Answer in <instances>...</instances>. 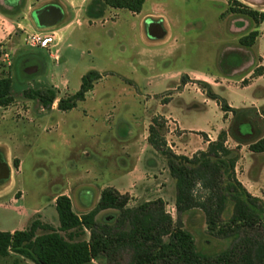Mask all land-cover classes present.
Here are the masks:
<instances>
[{"label":"rangeland","instance_id":"rangeland-1","mask_svg":"<svg viewBox=\"0 0 264 264\" xmlns=\"http://www.w3.org/2000/svg\"><path fill=\"white\" fill-rule=\"evenodd\" d=\"M51 1L59 3L64 8L63 17L55 23V27H63L73 22L68 27L71 28L86 22L82 27L76 28L62 44L56 46L59 49L58 61L51 59L42 49L26 45L25 32L17 28L15 23L17 21H23V24L25 21L33 23L32 11ZM83 1L85 0H79L80 5L76 8L80 10L75 14L65 9L66 0H15L14 8L11 9L7 8L5 0H0V35L4 36V38L0 36V45L9 53L10 59V64H7L0 55V75L12 79L13 101L7 105L8 125L21 121L22 118L17 112V106L21 103H17L24 98H30L25 95L26 90L53 89L56 98H61L77 91L82 75L89 70L98 71L102 78L94 83L93 92L88 94L85 101L78 102L75 108L67 112L54 110L40 123V127H37L40 133L37 142H33L31 150L24 155L19 175L16 174V161L13 159L10 162L14 175H17L16 185L19 186V181L21 182L22 193L15 191L13 188L15 183L11 182L10 178L0 179V190L6 195L0 197V231L21 228L24 224L27 228L36 218L43 223L58 225V220L56 222L54 218L57 214L52 200L59 191L64 190L67 178L69 180L72 172L74 181L71 198L75 211H78L77 207L82 203L79 191L83 188L90 187L93 192H97L102 186L122 188L128 186L129 177L124 173L114 174L111 168L132 165V160L129 161L123 154L119 155L120 159L115 154L106 156L108 152L98 151L95 145H87L90 138L96 136V123L101 125L104 122L111 126L107 135L121 136L123 122L127 123L126 127L128 125L139 130L141 128L139 125L147 120L148 114L157 110L160 112L158 104L168 101L171 94H174L172 100L174 105L193 106L201 102L200 95L191 84H188L182 93L175 94L184 85L181 81L182 76L188 79L189 74L196 73L200 81L208 83L211 87L215 85L219 92L226 87L232 89L237 87L235 90L224 91L235 104H241V99L245 97L257 96L260 92L264 94L262 90L264 76L260 79L255 76L263 67L257 66L260 57L253 50L258 47L260 54H264V21L256 24L244 15L232 13L228 10L230 6L235 5L231 0H146L142 6V13L150 9L155 10L152 19H161L158 18L161 16L166 24L167 34L157 40L150 39L151 36L146 29L147 25L156 23L148 21L142 26V31L139 22L141 16L129 17L127 11L115 17L105 15L100 19L87 18L88 6L99 9L102 4L99 2L94 4L92 1L95 0L84 3ZM238 1L251 9L264 11V0ZM5 11L12 13L13 17L10 19L12 21L1 16ZM10 22L14 26L10 32L14 37V44L6 43L9 34L7 35L3 29L11 27ZM253 29L258 31V35H262L258 38L255 48L240 46V37ZM13 46L17 48L16 51H11ZM171 46L173 50L170 55L165 57L158 55L161 50ZM148 49L150 53L147 52ZM27 54L38 57L31 59L37 61L39 65L37 70L30 71L33 74L31 77H27L24 73L26 70L22 69V58ZM140 54L152 56L150 62L142 63L141 59L145 58ZM238 62L239 65L235 66ZM250 71L253 72L248 78L245 77L241 82L235 83L234 80ZM172 73H178L177 78H169ZM51 74L57 79H52ZM250 79L254 80L251 85L241 88ZM64 80L66 84H63ZM172 86L175 90L170 89ZM35 103L39 102L36 100ZM98 108L103 109L98 113ZM86 111L90 113L85 115ZM194 112L190 109L181 112L183 126H203L204 120ZM105 113L107 120L103 121ZM219 115L220 111L213 106L209 110V126L217 125L221 121ZM43 126H46L45 131L42 130ZM195 149L197 146L193 145L189 151ZM0 154L5 156L3 148H0ZM148 158L149 154L143 162L137 163L138 166H147ZM152 159L156 165L151 171L154 188L150 198L159 195L163 197L165 209L176 218L173 204L174 181L168 176L164 159L160 156ZM21 194L23 198L12 204L16 210L4 207L9 204L8 198H17ZM93 194L91 203L94 199ZM256 194L264 200V194L259 192ZM144 196L143 189L141 195L128 193L129 205H135L143 200ZM20 207L26 211L24 213L18 211L17 208ZM34 209H40V212H32ZM227 211V215L230 214V204L227 205ZM44 215L46 219L42 220L41 217ZM114 215L115 210L108 209L100 211L97 218L101 220L103 217ZM181 221L184 228L192 234L196 249L202 253L213 255L231 244V238H219L207 232L205 217L200 209L194 208L184 212ZM13 259L18 260L17 264H33L16 254H11L7 258L0 257V264H15ZM127 260L128 255L124 254L122 262L125 263Z\"/></svg>","mask_w":264,"mask_h":264},{"label":"trees","instance_id":"trees-1","mask_svg":"<svg viewBox=\"0 0 264 264\" xmlns=\"http://www.w3.org/2000/svg\"><path fill=\"white\" fill-rule=\"evenodd\" d=\"M92 2L102 4L96 11L99 17L106 6L138 13L145 0ZM231 2L235 4L228 8L232 13L244 15L256 24L264 21V11L251 9L238 0ZM257 36L258 31L251 30L240 37V46L251 47ZM30 58L38 57L27 54L24 59ZM25 65L22 61L23 70ZM238 65L239 62L235 66ZM24 73L27 77L33 75L27 70ZM100 77L96 70L86 72L78 90L59 98L57 108L68 111L76 107ZM181 81L185 84L188 79L182 76ZM197 85L224 114L231 112L227 130H221L204 150L190 156L177 154L168 145L166 121L161 115L152 117L146 138L151 149L164 159L168 176L174 181L176 218L167 212L161 197L143 199L131 206L128 193L110 186L101 190L95 206L82 215L73 211L67 195L58 194L55 199L58 226L36 218L23 230L0 231V257L16 254L33 264H264V200L249 193L238 180L235 172L238 147L229 148L225 144L230 136L238 144H248L252 152H264V120L260 115H264V107L258 111L233 108L208 83L197 81ZM11 91V77L0 75V106L13 101ZM24 93L46 109L51 108L56 98L53 89ZM202 136L206 139L204 133ZM228 204L231 212L227 215ZM194 208L203 212L210 235L231 238L228 248L213 255L196 249L192 234L181 221V215ZM108 209L115 210V215L99 220L98 213ZM124 254L128 255L125 263ZM13 262L17 264L18 260Z\"/></svg>","mask_w":264,"mask_h":264},{"label":"crops","instance_id":"crops-1","mask_svg":"<svg viewBox=\"0 0 264 264\" xmlns=\"http://www.w3.org/2000/svg\"><path fill=\"white\" fill-rule=\"evenodd\" d=\"M14 1L15 0H7V1L5 0V5L8 6L7 8H10V9L14 8ZM87 1L88 0H85V1H83V3L87 2ZM66 2H67V5H66L65 9L70 11V13L76 14L77 11L80 10V9L76 8V6L80 5L79 0H66ZM88 2H90V0ZM2 3H4V1ZM46 4L55 5L58 9H60L61 17H63L64 8L59 3L51 1V2L46 3ZM34 10H36V9H34ZM97 10L98 9H94L91 6H88V8L86 9L87 18L97 17V14H98L96 12ZM68 11H65V12L67 13ZM124 11H127V14L129 17L141 16V17H139L141 29H142V26L143 25L145 26V24H147L148 21H151V22H154L157 24V26L162 31V35L159 37H149L150 39L157 40V39L164 37L167 34L166 24L164 22L163 17H161L159 14L160 17H158V18H161V19H152L153 16H155L154 15L155 10H151V9L146 11L145 13H142V9L140 12L134 13V12H131L127 9L113 8L110 6H106V7H103L102 14L99 16V19L101 17H104L105 15L106 16L110 15L112 17L113 16L115 17ZM1 16L7 20L12 19V17H13L12 13L7 12V11H5L4 14H1ZM10 21H12V20H10ZM10 23L9 24L11 25V27H3V29L6 30L7 35L9 34L8 37H6V43L7 42L12 43L14 41L13 35H10V32H12V26H13L12 22H10ZM15 23H16V27L19 28L20 30L24 31L25 34L27 32H33V31L54 32L55 37L57 39V45H59L60 43L62 44L66 40L67 37L71 36L76 28L82 27L83 24H85L86 22L81 24V25L80 24L74 25L71 28H68V27L73 22H70L66 26H63V27H55L56 24L55 25L51 24V25L37 26L34 19H33L34 24L33 23L30 24L28 21H27V23L25 21L24 24H23V21L22 22L17 21ZM91 24H93V23H91ZM147 27H148V25H147ZM147 27H146V29H147ZM13 28H14V26H13ZM64 29H65V31H64ZM142 31H143V29H142ZM143 33L144 32H142V34ZM260 36H262V35L259 34L257 36L255 43L252 45V46H254V48H255V44L258 41V38ZM1 37L4 38V36H1ZM14 43L15 42H13L12 44H14ZM252 46H251V48H252ZM13 50L16 51L17 48L13 46L11 51H13ZM172 50H173L172 46L166 47V49L161 50L158 55L165 57L167 55H170ZM253 50L255 51V54L260 57V61L257 64V66L263 67V69L259 70L258 74L255 75L257 79H260L264 76V54H260L258 47L253 49ZM147 52L150 53V50L148 49ZM21 55H22V53H21ZM140 56L145 58V59H141L142 63H143V61H145L147 64H148V62H150V60L152 58V56H150V55H144L143 56L140 54ZM24 58H26V57H24ZM24 58H22V60ZM30 60H31V58H30ZM30 60L24 59L23 61L26 64ZM252 61H253V57H251L250 63H252ZM252 72L253 71H250L247 74L240 76V78H238V80H234L235 83L237 84V82H239V81L241 82L245 77L248 78V76ZM195 74L196 73L189 74L188 75V82H186L179 91L175 92V94L182 93V91H184L187 88L188 84H191V86H194V88H196L197 94L200 95L202 101L195 103L193 106H188V104L187 105H174L172 102L174 94H171V97L168 101L163 102L162 104L161 103L158 104L160 106V109H161L160 112H158V110H157V112H152L151 114H148L147 120H145V122H142V124L139 125L141 127L139 130L135 129L131 126H128V125L126 127L127 123L123 122L121 124V125H123L122 126L123 135H121V136L115 135L112 137L110 135H107L110 133L111 126H107L104 122L101 123V125L98 122L96 123V126H97L96 127V133H95L96 136L93 138H90V141H88L87 145H95L97 147L98 151L101 150L103 152L104 151L108 152V155H106V156H109L111 154H115V155L119 156V155L123 154V155H125V157L127 159H129V161L132 160V163H133L132 165L125 166V167L120 165V166H115V167L111 168L112 173L117 174V175L124 173L130 179V183L125 188L113 186V188L118 190L120 193L128 192L130 194L131 192H134L136 195H138V193H139V195H141L142 189H143L144 194H145L144 200L152 199V198H150V195L152 194L154 186H153V178L151 175V171H153V169L156 165L155 161L152 159V157L154 158V157L158 156V154L153 149H151V147L147 144V141H146V138L148 135L147 129H148L149 124L151 123V119H152L151 117L152 116H155L157 114H161L165 118V121H166L165 122L166 123L165 138L167 140L168 145L177 154H184L187 156L192 155L194 152H196L198 150H204L208 144V141L215 140L218 133L221 130H227L229 123L231 121V118H232L231 112H227L226 114H224V112L221 111L220 107L217 105V103L214 100H211L205 96L203 91L197 85V81H200L201 79H199V77H197ZM200 74L203 75L202 73H200ZM177 75H178V73H172L169 75V78L170 77L177 78ZM50 76L52 77V79L53 78L57 79V77L54 74H51ZM101 79L102 78L100 77L97 81H100ZM253 81H254L253 79H250V81L247 84H245L244 86H242L241 88L250 86ZM63 84H66L65 80H64ZM55 86H57V85H55ZM212 86H213L212 89L214 90V92H216L217 94H219L220 96L225 98L230 107H233V108H256L257 111L260 109V107H264V94L262 92H260L257 96L253 95V96L245 97V98L241 99V104H235L233 102V100H231L229 98V96H227V94H225L226 92H224V91H228V89L235 90V89H237V87L235 89L226 87V88L222 89L223 91L219 92L218 89L215 87V85H212ZM174 88H175L174 86L170 87V89H172V90H175ZM262 90H264V88H262ZM91 92H93V90H90L89 92H87L85 94L84 100H82V101H85L88 98V94ZM67 95H69V94H67ZM59 98L60 97L55 98L50 109L44 108L39 103L34 104V102L36 101L35 99L24 98V100L19 101L17 103V104L21 103L20 106L19 105L17 106L18 107L17 112L20 114L22 119L19 122H11L12 125H8V121H6L8 118V113H7L8 106H0V133H1L0 134V148H3L5 150V156L3 157L0 154V158L2 159V160L1 159L0 160L2 162H5L6 166L10 169V173H9L8 178L11 179V182L15 183V186L13 187L15 189V191H20L22 193L21 182L19 181V186L16 185L17 181L15 180V178L17 175L20 174L24 155L31 150V145L33 144V142H37V139H38L39 134H40V133H38L37 127H40V123L47 119V116L50 112H52L54 110H59L56 106ZM91 98H93V97H91ZM152 98L153 97L151 96L150 99L152 100ZM82 101H80V102H82ZM104 103H105V108H106V101H104ZM145 105H146V103H144V106ZM213 106L217 110L220 111L219 116L221 117V121L217 125L209 126L210 125L209 110H211ZM4 108H5V110H4ZM102 109L98 108L97 112L98 113L101 112ZM189 109L195 111L194 113H196L201 119L204 120L203 126H183L182 121H181V116H180L181 112H183L184 110H189ZM59 111H62V110H59ZM68 111H70V110H68ZM62 112H67V111H62ZM89 113L90 112L86 111L84 114L88 115ZM106 115L107 114L105 113V117H104L103 121L107 120ZM260 115H261V118L264 120V115H262V114H260ZM45 128H46V126H43L42 130H44ZM102 133H103V136H102ZM202 133H204L206 135V139L203 138ZM169 137H170V139H169ZM263 137H264V128H263ZM225 144L229 148H237L238 147L239 158L235 164V172H236V177L238 178V180L243 184V186L252 195L259 196L256 194L258 192L260 194H264V152H261V153L252 152L249 149L248 144H238V142L233 140L230 136H227V140H226ZM193 145H196L197 149H195L194 151H189ZM85 154H87V152ZM147 154H149V158L147 159V166H144V165L142 167L138 166L137 163L143 162V160H145V158L147 157ZM120 157L121 156H119L118 158L120 159ZM13 159L17 162V164L15 163V167H16L15 169L17 170L16 176L14 175V171H13L14 169H12V165L10 163ZM73 177H74V174L72 172L70 174L69 180L67 178V182H66V185L64 186L65 187L64 190L59 191V193H57L56 196L58 194L67 195L71 200L73 211L77 215H82V214L87 213L89 210H91L95 206V204L97 203V201L99 199L101 190L107 186H102L100 189L97 190V192H93V190L90 187L83 188L82 191H79V193L81 195L82 203L79 205V207H77L78 211H75L74 210V201L71 198L72 185H73V181H74ZM92 193H94L93 194L94 199L91 203L90 199H91ZM56 196L52 200V204L54 207H55ZM0 197H6V195H4V191H2V190H0ZM140 197H142V196H140ZM157 197H161V196L159 195ZM22 198H23V194H21L17 198L16 197H10V198H8V201L10 200L9 204H6L4 207L11 209V210H16L12 206V204L18 203ZM161 198L163 199V197H161ZM17 210L22 212V213H24V211H26L25 209H23L21 207L17 208ZM38 211L40 212V209H34L32 212H38ZM42 217H41L42 220L46 219L45 215ZM54 218H55V221L57 222L58 217L55 215ZM25 225L26 224H24L21 228H13L9 231L13 232L14 230H23L26 228ZM57 226L58 225H56L54 227H57Z\"/></svg>","mask_w":264,"mask_h":264},{"label":"built area","instance_id":"built-area-1","mask_svg":"<svg viewBox=\"0 0 264 264\" xmlns=\"http://www.w3.org/2000/svg\"><path fill=\"white\" fill-rule=\"evenodd\" d=\"M24 42L30 47L42 49L51 59L58 61L57 39L54 32H27L24 36ZM0 55L4 62L10 64L9 53L2 45H0Z\"/></svg>","mask_w":264,"mask_h":264},{"label":"water","instance_id":"water-1","mask_svg":"<svg viewBox=\"0 0 264 264\" xmlns=\"http://www.w3.org/2000/svg\"><path fill=\"white\" fill-rule=\"evenodd\" d=\"M58 11H60V9L57 8ZM41 11L42 10H34L33 12V19L35 21V23L37 24V26H43L44 24L41 23ZM56 13V11H55ZM61 18V11L60 13L58 12V19L55 20V23L58 22V20ZM55 23H47L46 25H51V24H55ZM147 31H148V34L149 36L151 37H159L162 35V31L160 30V28L156 25V24H149L148 27H147ZM38 68V65L36 63H32L30 65V71H33V70H37ZM9 173H10V169L6 166V163L5 162H2L0 160V179L1 178H8L9 177Z\"/></svg>","mask_w":264,"mask_h":264},{"label":"flooded vegetation","instance_id":"flooded-vegetation-1","mask_svg":"<svg viewBox=\"0 0 264 264\" xmlns=\"http://www.w3.org/2000/svg\"><path fill=\"white\" fill-rule=\"evenodd\" d=\"M38 10H42L41 11V23H43L44 25H46L47 23H55V20L58 19V12L60 13V11L57 10V7L53 4H44L42 6H40L38 8ZM56 11V13H55ZM34 10L32 11V15H33ZM59 21V20H58ZM32 63H36V61L34 60H30L26 63L25 68L27 71H30V65ZM1 159V158H0ZM2 160V159H1Z\"/></svg>","mask_w":264,"mask_h":264}]
</instances>
